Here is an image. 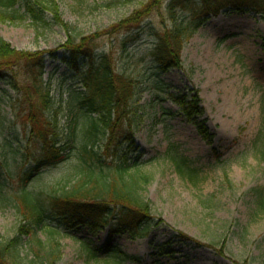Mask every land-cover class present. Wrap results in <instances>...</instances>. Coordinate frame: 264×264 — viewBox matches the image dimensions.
<instances>
[{
	"label": "rangeland",
	"instance_id": "rangeland-1",
	"mask_svg": "<svg viewBox=\"0 0 264 264\" xmlns=\"http://www.w3.org/2000/svg\"><path fill=\"white\" fill-rule=\"evenodd\" d=\"M149 1L113 4L108 0H89L74 4L70 0H56V6L61 21L73 29L78 40L105 33ZM45 17L49 26L38 30L28 20L0 23V37L18 52L57 51L56 58L46 55L43 77L47 81L56 72L43 90L57 102L59 95L65 99L84 89L79 77L62 62L66 55L61 46L66 43L67 34L53 25L51 15ZM170 26L163 10L159 13L155 9L143 21L140 34L127 37L121 31L101 37L97 43L98 54L112 56L116 74L138 83L133 100L135 116L128 127L131 140L121 142L128 163L136 162L137 166L125 176L140 179L139 191L150 203L159 226L148 239L133 240L127 234L111 236L110 227L95 234L82 228L69 235L54 221L49 226L59 231L54 237L59 245L58 264H236L252 257L257 260L251 264H264V215L252 216L249 199L242 196L247 189L264 184V166L253 149L256 136L264 128V20L251 13L232 11L210 18L183 45L180 67L161 72L150 57L156 43L150 29L161 33ZM78 64L80 70L86 69V62L79 60ZM61 75L65 86H60L57 79ZM3 89L7 88L0 83V90ZM195 95L203 111L200 120H206V127L214 135L211 145L201 139L181 106L174 102L175 97L188 101ZM0 114L7 119L12 116V109L1 97ZM59 116L60 126L64 127L63 111H59ZM84 123L79 124V131L87 125ZM97 138L95 152L105 160V136L100 133ZM3 156L0 149V163ZM169 157L183 163L193 177L180 174ZM21 165L13 163L16 168ZM82 174V166L72 153L66 162L41 172L28 190L59 193L63 187L81 180ZM16 187V180H10L0 193V237L5 240L14 238L24 224L18 210L20 201L15 199ZM49 232L37 229L36 238L48 241ZM177 233L202 244L216 243V249L225 239L224 256L214 249L180 243L173 238ZM169 242L171 255H159L156 248ZM84 244L95 248L99 258H105L102 250L106 246L114 248L117 255L113 261L93 263ZM31 250V244L24 246L22 256L29 255Z\"/></svg>",
	"mask_w": 264,
	"mask_h": 264
},
{
	"label": "trees",
	"instance_id": "trees-1",
	"mask_svg": "<svg viewBox=\"0 0 264 264\" xmlns=\"http://www.w3.org/2000/svg\"><path fill=\"white\" fill-rule=\"evenodd\" d=\"M70 1L83 4L89 0ZM108 1L119 4L130 3L131 0ZM56 4V0H0V23L28 20L38 30L39 27L49 26L45 15L52 16L53 25L61 27L68 38L61 46L63 55H66L62 62L79 77L84 89L82 93H72L65 99L59 95L56 102L43 90L57 75L56 72H52L47 81L43 77L46 74V57L56 58L57 51L18 52L0 37V83L7 88L0 90V97L12 109L10 119L0 114V149L4 155L0 163V193L6 182L16 180L18 196L15 199L20 201L18 210L24 220L14 238L5 240L0 237V264H58L59 245L54 237L59 231L49 226L54 221L69 235L71 231L82 228L95 234L110 227L111 236L127 234L133 240L148 239L159 226L150 203L139 191L140 179L125 176L132 167L137 166L136 162L128 163L121 142L131 140L128 127L135 116L133 100L138 83L128 76L115 73L112 56L97 53L99 38L117 35L121 31L127 37L140 34V30L144 29L143 21L150 12L156 9L161 13L163 10L171 26L161 33L150 29L156 40L150 57L157 69L167 72L180 67L183 45L210 18H216L224 11H232L251 13L264 20V0H151L105 33L77 40L73 29L61 21ZM121 47L122 50L126 48L124 41ZM79 60L86 62V69L80 70ZM62 76L57 79L60 86H65ZM174 102L181 106L186 120L196 127L201 139L211 145L214 135L206 127V120H200L203 111L197 96L188 101L175 97ZM59 111H63L64 127L58 121ZM82 121L87 125L79 131ZM100 133L106 140L103 148L107 156L105 160L94 148ZM253 149L264 166V128L256 136ZM72 153L82 166L81 180L63 187L59 193L54 190L39 193L28 190V185L41 172L66 162ZM168 160L180 174L193 177V172L176 158L169 157ZM18 162L22 164L21 167H13V163ZM105 170H109L110 175L105 174ZM142 180L145 181V178ZM225 181L229 184L227 178ZM242 196L249 199L252 216L264 215V184L247 189ZM41 228L50 231V240L43 242L36 238L35 231ZM25 238L30 240L24 241ZM173 238L180 243L214 249L221 256H224L226 249L225 239L216 249V243L202 244L184 233H177ZM30 244L32 250L28 260L29 255L22 256L21 251ZM170 244L156 248L159 255H171L167 248ZM83 247L93 263L107 259L113 261L117 255L111 246L102 250L105 253L103 259L99 258L95 248L86 244ZM255 260L256 257L245 258L236 264H251Z\"/></svg>",
	"mask_w": 264,
	"mask_h": 264
}]
</instances>
